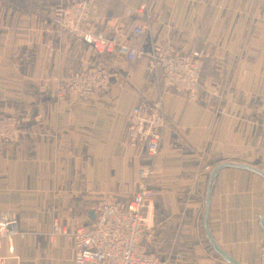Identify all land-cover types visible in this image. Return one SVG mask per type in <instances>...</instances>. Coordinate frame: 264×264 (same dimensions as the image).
Wrapping results in <instances>:
<instances>
[{"label": "crops", "instance_id": "0c3cea01", "mask_svg": "<svg viewBox=\"0 0 264 264\" xmlns=\"http://www.w3.org/2000/svg\"><path fill=\"white\" fill-rule=\"evenodd\" d=\"M79 1V0H70ZM85 31L120 34L134 61L97 54L53 24L55 0H0V117L20 119L18 143H0V214L17 210L6 264H73L62 237L34 233L59 218L89 226L104 196L132 197L144 153L124 116L161 92L151 56L204 51L199 92L173 93L167 158L145 211L144 245L165 264H259L264 238V0H87ZM148 31L132 36L136 26ZM94 66L109 86L87 99L62 81Z\"/></svg>", "mask_w": 264, "mask_h": 264}, {"label": "built area", "instance_id": "2783aa9c", "mask_svg": "<svg viewBox=\"0 0 264 264\" xmlns=\"http://www.w3.org/2000/svg\"><path fill=\"white\" fill-rule=\"evenodd\" d=\"M55 1L53 24L61 33L79 39L100 55H115L131 62L140 57L139 51L118 33L106 38L85 31L90 12L87 0ZM148 30L146 25L136 26L132 36L139 38ZM203 60V50L180 53L167 47L154 52L149 71L161 86V92L155 101H140L124 116L128 143L144 147L132 197L127 201H121L113 195L102 197L97 204L94 221L89 226L75 230H69L59 218H54L49 231L33 234L37 243L45 241L53 245L57 238L62 237L73 252V264H165L156 255L146 251L145 211L153 202L156 177L161 163L167 158L163 142L167 132V110L173 93H183L192 98L199 92ZM108 86V71L101 66H94L65 78L60 92H70L87 99ZM22 135L20 119L0 117V143H18ZM17 215L18 211L14 209L0 214V249L5 243L9 256L14 254L15 238L21 240L25 236L17 230ZM259 254V264H264V238L260 243ZM0 264H6L5 257L0 256Z\"/></svg>", "mask_w": 264, "mask_h": 264}]
</instances>
